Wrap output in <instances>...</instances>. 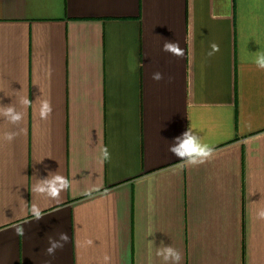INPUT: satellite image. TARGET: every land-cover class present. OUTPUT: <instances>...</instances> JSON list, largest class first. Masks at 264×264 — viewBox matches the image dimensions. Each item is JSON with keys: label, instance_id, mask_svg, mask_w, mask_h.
<instances>
[{"label": "crops", "instance_id": "obj_1", "mask_svg": "<svg viewBox=\"0 0 264 264\" xmlns=\"http://www.w3.org/2000/svg\"><path fill=\"white\" fill-rule=\"evenodd\" d=\"M258 50L264 0H0V101L53 108L40 120L37 100L19 127L0 119V134L19 133L0 140V264H161V242L182 264H264ZM189 127L215 156L178 171L169 146ZM37 170L69 189L34 194ZM61 232L69 242L49 256Z\"/></svg>", "mask_w": 264, "mask_h": 264}, {"label": "clouds", "instance_id": "obj_2", "mask_svg": "<svg viewBox=\"0 0 264 264\" xmlns=\"http://www.w3.org/2000/svg\"><path fill=\"white\" fill-rule=\"evenodd\" d=\"M211 51L208 53L209 56L219 51V45L212 43L210 45ZM163 51L177 56L182 57L184 55L183 49L180 48L179 42L166 41L163 45ZM253 63L260 70H264V51L258 50L255 52ZM152 78L156 81L163 79L160 72L153 73ZM38 100V98H37ZM37 100L34 102L36 103ZM28 98L21 97L19 104L21 109H18L16 105L3 104L0 101V119L5 121L7 124L19 127L26 115L27 107L34 104ZM53 108L50 99H39L38 107L34 109V112L38 114L40 120H49L52 114ZM23 131V129H20ZM19 133L16 131H5L0 134V140L11 143ZM169 152L175 155L180 162L178 164V171H182L184 168L196 167L203 165L206 162L211 161L215 156L214 146L204 142L203 138L197 134L192 127L183 132L180 136L175 137L174 142L169 146ZM111 153L107 146H103L99 149L97 161L103 164L106 161H110ZM39 175L38 170L34 172L33 178L35 183L32 186V192L44 198L51 200H59L62 192L66 191L70 187V181L65 176L58 172L49 171L46 177L37 178ZM100 189L97 186H92L84 190L82 193L85 196L91 197L94 192H99ZM256 206L252 209L254 219L264 221V204H258L252 202ZM31 215L36 219L40 220L42 215V209L37 204H32L30 209ZM18 234H22V229H18ZM69 242V236L65 232L59 234L58 239L49 238V246L46 252L49 256H54L58 249H62L65 244ZM91 243V241H89ZM156 256L161 259V264H182L183 255L181 251L172 245H161L156 248ZM111 258L106 254L103 257V264H110Z\"/></svg>", "mask_w": 264, "mask_h": 264}]
</instances>
